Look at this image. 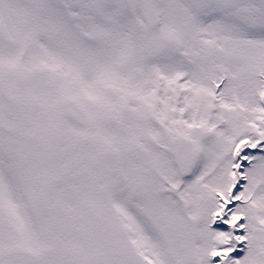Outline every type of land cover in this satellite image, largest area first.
Listing matches in <instances>:
<instances>
[{"label":"snow or ice","instance_id":"1","mask_svg":"<svg viewBox=\"0 0 264 264\" xmlns=\"http://www.w3.org/2000/svg\"><path fill=\"white\" fill-rule=\"evenodd\" d=\"M0 264H264V0H0Z\"/></svg>","mask_w":264,"mask_h":264}]
</instances>
